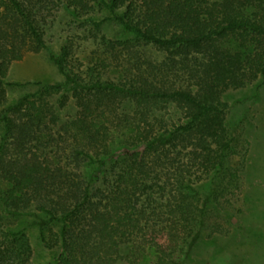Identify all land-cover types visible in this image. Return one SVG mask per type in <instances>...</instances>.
Masks as SVG:
<instances>
[{"label": "trees", "instance_id": "obj_1", "mask_svg": "<svg viewBox=\"0 0 264 264\" xmlns=\"http://www.w3.org/2000/svg\"><path fill=\"white\" fill-rule=\"evenodd\" d=\"M53 1L0 0V264H32L26 228L10 227L21 218H31L44 243L58 227V253L46 264H133L129 248L138 264L145 247L154 249L153 264H183L199 238L188 251L178 249L194 211L172 205L165 214L156 195L166 194L162 181L170 176L182 179L183 195L197 193L186 182L199 173L214 176L206 205L215 194L231 148L222 97L264 77V17L251 15L264 10V0H66L81 13L104 9L96 29L115 21L131 40L167 55L160 65L130 66L132 77L123 81L101 70L121 60L117 47L128 41H107L87 79L67 71L69 47L51 52L39 26ZM27 51H48L63 82L7 81L10 65ZM180 79L187 86L177 85ZM26 85L39 93L6 106V88ZM66 87L78 110L62 133L37 96ZM126 101L135 103L133 113L125 112ZM161 104L182 106L187 121L162 125L154 116ZM120 138L132 142L116 147ZM179 148L187 150L184 168ZM112 163L119 168L108 171Z\"/></svg>", "mask_w": 264, "mask_h": 264}, {"label": "rangeland", "instance_id": "obj_2", "mask_svg": "<svg viewBox=\"0 0 264 264\" xmlns=\"http://www.w3.org/2000/svg\"><path fill=\"white\" fill-rule=\"evenodd\" d=\"M251 15L254 19H260L264 17V10L251 11ZM107 16L108 13L97 6L90 12L81 13L69 6L66 0H54L38 21L50 51L60 54L64 47H69L67 71L86 79L90 71L95 69L98 59L106 55L105 44L109 40L129 42L125 49L117 47L121 57L119 62L113 60L108 64L109 69L96 70H101L110 79L123 81L128 78V74L132 77L130 66L139 65L145 69L151 65H160L166 59L167 55L153 46L131 40L115 21H108L96 29L94 22ZM233 46L238 47V44L234 43ZM6 80L24 85L29 81H41L47 85L63 82L57 66L49 59L48 51H27L21 60L10 65ZM177 85L187 86V82L180 79ZM39 89L35 85L7 87L5 105L15 104L25 96L37 94ZM37 98L48 105L51 120L53 114L58 116L56 130L63 133V128L76 118L78 109L69 88L47 96L39 94ZM222 101L231 148L224 168L215 180V194L206 205V197L214 187L213 174L199 173L192 176L191 181L186 183L198 192L187 191L186 195H183L182 179L170 176V180L162 181V184L166 183L167 191L166 194L161 191L156 195V205L165 214H171L174 208L169 206L172 205L175 208L190 206L194 211L186 238L181 240L178 249L188 251V243L197 233L199 238L183 264H264V77L260 76L242 88L227 91ZM124 109L126 113H133L136 105L126 101ZM154 116L163 118L161 124L166 127L179 126L187 121L186 111L180 105L161 104L154 111ZM117 141L116 147L132 142H125L126 138ZM186 154L187 150L183 148L175 152L177 163L183 168L187 164ZM116 168H119L118 165L112 163L108 171ZM178 220L181 221L180 216ZM31 222V218H21L11 221L10 227L15 231L26 228V240L32 249L31 263L46 264L58 253L52 240L58 227L47 230V238L51 242L44 243L40 239L39 230L31 226ZM127 255L136 264L135 248H129ZM154 261V249L145 247L138 264H153Z\"/></svg>", "mask_w": 264, "mask_h": 264}]
</instances>
